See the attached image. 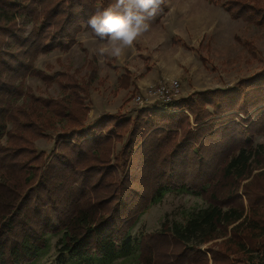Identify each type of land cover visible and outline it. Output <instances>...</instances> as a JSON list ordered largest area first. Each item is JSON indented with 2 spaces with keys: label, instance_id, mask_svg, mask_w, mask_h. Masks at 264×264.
<instances>
[{
  "label": "trees",
  "instance_id": "1",
  "mask_svg": "<svg viewBox=\"0 0 264 264\" xmlns=\"http://www.w3.org/2000/svg\"><path fill=\"white\" fill-rule=\"evenodd\" d=\"M114 3L0 0V264L32 261L51 235L61 256L114 261L132 250L143 212L169 192L196 194L203 204L140 235V264H264V142L254 144L264 134V70L156 104L166 112H104L86 126L89 88L99 78L92 58L82 76L64 73L60 98L41 100L38 113L15 108L25 52H66L83 31L99 39L85 22ZM222 6L264 31V0ZM119 85L129 86L126 74ZM59 125L50 153L37 151L33 141Z\"/></svg>",
  "mask_w": 264,
  "mask_h": 264
},
{
  "label": "rangeland",
  "instance_id": "2",
  "mask_svg": "<svg viewBox=\"0 0 264 264\" xmlns=\"http://www.w3.org/2000/svg\"><path fill=\"white\" fill-rule=\"evenodd\" d=\"M223 3L224 0H217L216 4H209L206 0H164L159 21H150L149 30L119 58L98 56L97 50L107 45L87 31L81 32L76 43L66 52L53 51L37 56L25 52L22 57L25 64L18 67L20 74L15 80V85L22 90L15 99V108L27 105L28 109L32 107L34 114L38 113L41 100L60 98L62 92L58 82L65 79L64 73L82 76L85 63L92 58L97 61L99 78L89 88L91 104L86 126L94 124L104 112L120 110L132 117L136 110H140L136 100L156 106L161 102L152 92L170 87L174 82L180 97L194 91L233 87L238 80L264 70V31L248 28L241 20L231 19ZM30 28L29 24L25 26L24 38ZM20 35L15 33V50L23 48L16 42ZM244 40L250 45H245ZM18 65L15 62V67ZM125 71L129 86L119 89L118 78ZM153 76H157L156 80ZM163 77L165 80H161ZM42 111V118H53L50 113ZM60 127L51 126L45 136L33 141L37 151L46 155L50 153ZM262 142L264 134L255 136L254 144ZM202 204L200 196L193 193L165 194L143 212L132 229V250L114 261L98 254L83 258L61 256L56 247L59 236L51 235L34 259L26 264H140L135 242L140 235L159 229L165 218L181 221L189 210Z\"/></svg>",
  "mask_w": 264,
  "mask_h": 264
},
{
  "label": "clouds",
  "instance_id": "3",
  "mask_svg": "<svg viewBox=\"0 0 264 264\" xmlns=\"http://www.w3.org/2000/svg\"><path fill=\"white\" fill-rule=\"evenodd\" d=\"M164 0H115V3L97 9L85 22L97 38L106 43L97 54L119 58L126 48L148 31L150 21L161 10Z\"/></svg>",
  "mask_w": 264,
  "mask_h": 264
},
{
  "label": "built area",
  "instance_id": "4",
  "mask_svg": "<svg viewBox=\"0 0 264 264\" xmlns=\"http://www.w3.org/2000/svg\"><path fill=\"white\" fill-rule=\"evenodd\" d=\"M176 84L175 82L170 86V87H161L157 90H155L154 92H152L155 96V98L157 100H159L160 102H170V101H173V100H176L177 98H179V93H178V89H176ZM139 97V96H138ZM138 108L140 110H149V111H155V110H158L160 112H166L167 110L162 108V107H156V106H153L151 104V102H147V101H138ZM170 112H177V110H170Z\"/></svg>",
  "mask_w": 264,
  "mask_h": 264
},
{
  "label": "crops",
  "instance_id": "5",
  "mask_svg": "<svg viewBox=\"0 0 264 264\" xmlns=\"http://www.w3.org/2000/svg\"><path fill=\"white\" fill-rule=\"evenodd\" d=\"M169 1H171V0H169ZM170 3H173V2H170ZM164 11V7H163V10L161 11V12H159L151 21H159V20H157L160 16H161V14H162V12ZM141 58H144V57H142V56H140ZM170 59V58H169ZM128 71V70H127ZM127 71H125V72H123L122 74H121V76L123 75V74H126V72ZM120 78V77H119ZM119 78H118V84H119ZM153 78H155V80H156V78H157V76H153ZM154 80V81H155ZM161 80H165V78L163 77ZM120 88H125V87H119V89Z\"/></svg>",
  "mask_w": 264,
  "mask_h": 264
}]
</instances>
